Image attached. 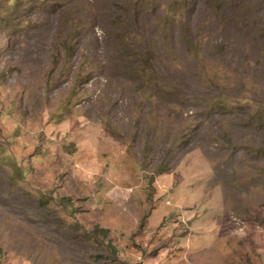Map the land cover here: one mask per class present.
I'll use <instances>...</instances> for the list:
<instances>
[{
  "label": "rangeland",
  "instance_id": "obj_1",
  "mask_svg": "<svg viewBox=\"0 0 264 264\" xmlns=\"http://www.w3.org/2000/svg\"><path fill=\"white\" fill-rule=\"evenodd\" d=\"M0 264H264V0H0Z\"/></svg>",
  "mask_w": 264,
  "mask_h": 264
}]
</instances>
